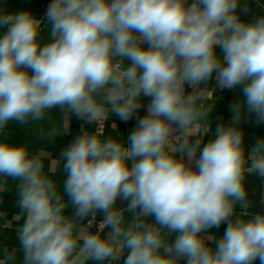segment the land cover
<instances>
[{
    "label": "clouds",
    "instance_id": "obj_1",
    "mask_svg": "<svg viewBox=\"0 0 264 264\" xmlns=\"http://www.w3.org/2000/svg\"><path fill=\"white\" fill-rule=\"evenodd\" d=\"M249 10L51 0L38 17L0 6V192L14 186L22 221L0 264H264V212L250 211L246 185L264 181V138L246 149L240 126L264 124V9L242 19ZM237 88L230 124L213 131L214 92ZM73 117L95 130L56 157L7 138L15 123L54 142ZM113 117L135 125L106 135Z\"/></svg>",
    "mask_w": 264,
    "mask_h": 264
},
{
    "label": "crops",
    "instance_id": "obj_2",
    "mask_svg": "<svg viewBox=\"0 0 264 264\" xmlns=\"http://www.w3.org/2000/svg\"><path fill=\"white\" fill-rule=\"evenodd\" d=\"M51 3V0H0V6H3L8 11H19V10H30L38 17H43L48 5ZM261 9H264V0H250V10L247 15L242 16L244 20L251 18L253 13L260 12ZM4 29H0V32H3ZM213 85L215 81H212ZM215 95H220L223 99L219 100L216 104L214 111L211 114L212 119V129L215 130V127L224 123L226 125L231 122V105L238 99L241 95L240 89H225L222 92H214ZM147 103V101H145ZM54 114L59 116L58 110H53ZM145 114L144 109L142 108L139 112L140 116ZM115 123L116 130H113L111 125ZM135 125V118L130 120L127 123L120 121L119 119L113 117L105 125V134L106 135H127L130 130ZM245 133L244 143L246 149L255 144L257 139L264 138V124H257L256 117L245 116L240 125ZM94 124H85L81 120H77L75 117L72 118L70 122V130L68 134L59 135L54 142L48 141H36L35 137L25 128L11 123L8 126V139L14 144H23L30 143L34 149L43 147L46 151L51 152L54 157L58 156L59 153L66 147L73 138L80 134L81 131L87 130L92 132L95 130ZM120 133H118V132ZM211 136H206L204 138V143H207ZM60 172H57V178L60 177ZM246 185L249 190V198L254 202L253 207L250 211L255 212H264V181H261L256 175H249L246 177ZM12 187V191L5 189L3 192H0V245H7L12 247L16 245V233L15 228L17 223H22V221H17L16 213L17 208L15 206V189ZM101 216H97V219H101ZM226 228V225L222 224L218 229H212L211 233L217 237L221 236ZM95 230V225L93 226Z\"/></svg>",
    "mask_w": 264,
    "mask_h": 264
},
{
    "label": "built area",
    "instance_id": "obj_3",
    "mask_svg": "<svg viewBox=\"0 0 264 264\" xmlns=\"http://www.w3.org/2000/svg\"><path fill=\"white\" fill-rule=\"evenodd\" d=\"M102 219V218H101ZM100 219H97V221H99Z\"/></svg>",
    "mask_w": 264,
    "mask_h": 264
}]
</instances>
